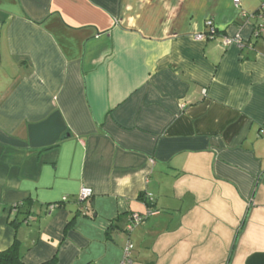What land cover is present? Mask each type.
Masks as SVG:
<instances>
[{"label": "crops", "instance_id": "obj_1", "mask_svg": "<svg viewBox=\"0 0 264 264\" xmlns=\"http://www.w3.org/2000/svg\"><path fill=\"white\" fill-rule=\"evenodd\" d=\"M261 1L0 0V251L264 264Z\"/></svg>", "mask_w": 264, "mask_h": 264}, {"label": "built area", "instance_id": "obj_2", "mask_svg": "<svg viewBox=\"0 0 264 264\" xmlns=\"http://www.w3.org/2000/svg\"><path fill=\"white\" fill-rule=\"evenodd\" d=\"M233 2L235 5H237L239 3V0H233ZM256 17L258 18V20L260 22L254 28V37L258 38L260 33L264 30V0L261 1V4H260V7L258 9V13H257ZM205 25L208 28L209 32L207 34L197 35L195 37L196 40L214 39L216 33L212 27V23L210 21H207ZM232 45H234L238 48H243L244 43L239 37H223L222 38L221 46L226 48V47H229ZM92 195H93V192L91 189L83 187V188H81L79 195L77 196V201H78V203L86 202L87 200H89L92 197ZM66 201H67V199L64 197L61 199V202H59L57 204L50 205L49 209L59 207V205L61 203H64ZM12 209H14V208H12ZM80 212H81V215H83V216L85 215L84 209H81ZM148 215H149V213H148ZM146 218H147V216H140L138 214L132 215L130 223L126 228L127 232L130 233L137 226L143 224ZM132 249H133L132 245L130 243H128L126 245L124 251H123V257H122V260L120 261L119 264H133V261L131 259Z\"/></svg>", "mask_w": 264, "mask_h": 264}, {"label": "trees", "instance_id": "obj_3", "mask_svg": "<svg viewBox=\"0 0 264 264\" xmlns=\"http://www.w3.org/2000/svg\"><path fill=\"white\" fill-rule=\"evenodd\" d=\"M146 204L148 206V203ZM16 207L17 206H13L11 208H14L13 210H15ZM0 264H24L20 250V244L17 240H14L11 246L6 250L0 251ZM45 264H56V256L54 255L53 258L48 263Z\"/></svg>", "mask_w": 264, "mask_h": 264}]
</instances>
